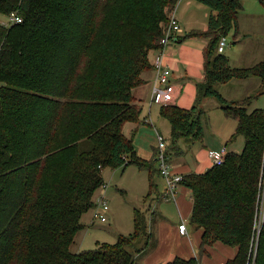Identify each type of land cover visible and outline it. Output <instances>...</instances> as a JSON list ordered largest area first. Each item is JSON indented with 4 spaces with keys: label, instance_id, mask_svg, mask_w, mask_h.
Masks as SVG:
<instances>
[{
    "label": "trees",
    "instance_id": "16d2710c",
    "mask_svg": "<svg viewBox=\"0 0 264 264\" xmlns=\"http://www.w3.org/2000/svg\"><path fill=\"white\" fill-rule=\"evenodd\" d=\"M180 1L0 0V16L23 21L0 22V264H140L136 255L152 242L146 211L134 210L133 233L116 244L79 253L72 247L98 207L97 192L108 186L107 169L148 171L146 199L156 189L158 147L154 160L140 158L124 129L142 123L134 92L153 71ZM195 1L211 11L207 30L178 41L209 39L199 97L216 99L238 121L232 140L243 137L244 146L220 167L183 176L193 195L191 223L203 231L201 253L220 243L236 251L224 264H264V223L260 230L256 223L264 202V109L249 111L252 98L228 103L216 89L252 76L264 87V61L239 69L218 53L221 38L238 31L242 0ZM160 107L171 125V165L175 152L184 155L181 140H203V113Z\"/></svg>",
    "mask_w": 264,
    "mask_h": 264
},
{
    "label": "crops",
    "instance_id": "0c3cea01",
    "mask_svg": "<svg viewBox=\"0 0 264 264\" xmlns=\"http://www.w3.org/2000/svg\"><path fill=\"white\" fill-rule=\"evenodd\" d=\"M184 1L185 0H181L180 4L177 6L178 9L182 2V5L184 4ZM177 8L175 11L176 16ZM249 13L250 11L244 8L239 14L238 31L234 33L231 32L230 36L233 34V39L230 41L227 40L228 46L222 53L230 61L231 67L234 68H253L264 61V10L255 16H251ZM182 18L183 21L181 19L179 20L181 29L182 25H186L189 27L188 30L190 31L189 33H181L179 38L184 39L187 34H191L192 32H206L209 19L206 24L204 23V27L197 29L193 28L188 20L185 21L184 17ZM196 39L200 41H193ZM208 43L209 39L204 37H188L182 42H172V44L168 45L167 49H165L164 54V62L172 72L171 82L175 84L177 89V99L172 106L176 105L184 110H189L195 106L200 109L204 107L201 109L203 113L201 120L205 138L201 141L202 144L197 147L192 143H190L192 144L190 147L187 145L189 153L191 151L193 156L194 152V156L195 158L197 157L198 160H195L194 163L190 165L185 161L182 155H177V152H175L176 156L171 158V165L174 167L175 173L182 176L191 175V173L204 174L206 171L214 167V165H212V160L209 157V153L212 151L215 152L224 147L229 153H241L244 146V143L240 144V142H238L237 146L235 145L236 147H230L231 144L237 140L234 139L233 141L232 137L236 131L238 121L227 118L222 109V105H218L214 98L206 97L201 99L199 97L198 86L203 83L205 79L204 59ZM157 55L158 53L154 54L152 60H154ZM154 75L155 73L153 70L146 76V84L134 92L136 101L141 102L142 107H144L141 117L142 123L141 125L134 123L126 125L124 135L128 138H130V136L134 137L135 141L138 133L147 129V131L153 132L156 137L163 136L166 140V145L169 146L171 142L164 136V133L166 136L168 135L169 129H166L163 125L165 124L163 121L165 119L161 116L162 107L150 105L152 82L155 78ZM216 89L219 90L228 103L242 102L248 98H252L251 105L248 106L249 111L264 109V87L262 86V80L257 76L249 77L247 80L233 79L231 82L218 84ZM208 103H210L211 106L216 107L214 112H212ZM134 144L136 152H138L140 158L144 160L155 159V151L157 147L152 146V150L149 151L144 150V148L137 143ZM132 167L133 166H131V168ZM131 168H121L123 172L121 174H119V172L116 173H118L119 177L123 178ZM144 172L146 171L139 170L138 173L135 172V174H138L146 191L149 192V173L147 171L148 175H145ZM116 173H113L114 177L116 176ZM104 176L108 178V175H105V173ZM154 181L156 183V189L151 195L152 198L149 200L148 198L146 199L147 202L145 201V205L147 207L144 210L147 212V225L149 226V233L152 234V244L148 251L146 253L144 252L145 254L136 255L140 264H167L178 257L186 260L195 257L199 259L200 264H224L227 260L235 257L236 251H232L228 257L223 258L222 256L226 253L227 249L224 247L221 248L219 246L220 243L213 247L206 248V252L201 253V238L203 231L191 223L193 212L192 193L184 185H181L177 190L176 199L170 200L168 196H166V182L160 177L159 173L154 176ZM111 190L112 186L110 187L109 185L107 190L100 191V194H96V197H99L100 199L102 194H104L107 198L114 199L115 195ZM163 201L167 203L173 202L178 210V214L176 216H168V209H164L166 206H162L161 208L159 206ZM163 209L164 211H162ZM93 215L91 212H88V215L84 217L83 225L85 230L81 232L75 240L82 243V245L85 242L83 240L84 236L95 230ZM111 216L115 217V214L112 215L110 209V219ZM90 218L92 219L89 220ZM181 224L187 226L186 235H182L179 231ZM96 243L101 244L99 241H96ZM153 245H156V249L152 252V256H150V252L153 250ZM94 248L96 247L89 249H84L82 247V249L75 253L89 251Z\"/></svg>",
    "mask_w": 264,
    "mask_h": 264
},
{
    "label": "rangeland",
    "instance_id": "374dc122",
    "mask_svg": "<svg viewBox=\"0 0 264 264\" xmlns=\"http://www.w3.org/2000/svg\"><path fill=\"white\" fill-rule=\"evenodd\" d=\"M242 2L244 4V8L246 10L250 11L249 15H251V16L258 15L262 10H264V5L259 0H242ZM182 3L179 6V9L177 8V17L179 18V20L181 19L183 21L182 17H184L185 21L188 20L190 25L193 26V28L200 29L201 27H204V25L207 23L208 19H210V14H211L210 9L203 4L196 2L195 0H185L183 5H182ZM8 20H9V17L6 18L4 16H0V22L8 23ZM188 28L189 27H187L186 25H182V29H181L182 34H184V32L189 33L190 30H188ZM234 32H236V31H233V33ZM232 39H233V34L231 36L229 35L227 38L228 41H230ZM193 41H200V40L196 39ZM214 100H215V102L217 101L216 99H214ZM217 104L219 105L220 103H218V101H217ZM208 105H209L210 109L212 110V112H214L216 110V107L211 106L210 103H208ZM202 108H204V107H202ZM163 121L165 122V124H163V125L166 127V129H169V133L167 130V133H168L167 136L165 135V133L163 131L164 136L168 141L170 140V142H171V139H172L171 125L168 121H166V120H163ZM203 131H204V129H203ZM139 133H138L137 137L135 138L134 143H137L139 146L144 148V150H149V151L152 150V146L158 147V144H159L158 138L153 134V132L147 131V129H145L143 131H140ZM238 142H240V144H243L244 138L243 137L237 138V140L234 143H232L230 147H236ZM199 143H197V144L194 143V144L197 147V146L202 144V142L200 144ZM183 145H185V146H183ZM187 145L190 147L192 144L187 143L185 140H181V142L179 143V147L182 149V151H184V155H182L183 158L185 159L186 162H188L191 165L194 163L195 160L197 161L198 158L197 157L195 158L194 152H193V156L191 154V151L189 153V151L187 150L188 149ZM193 149H194V147H193ZM215 152H220V150H218V151L216 150ZM137 169H138L137 167L133 166L131 168V170L127 172L126 176H124L123 178L119 177L118 173H116V172H119V174H121L123 172L121 170V168L116 169V170L107 169L104 172L105 175H108V178H106L104 176V180L107 184L110 185V187L112 186L111 191L115 195L114 199H110L109 197L107 198L106 195L102 194V196H104L105 198L108 199V206H109V209L107 211L108 212V221L105 223L104 222L101 223V221L99 219L94 217V215H93L94 210H91L90 212L93 215V220H94L93 222H95V227H94L95 230L84 236L83 240L85 242L83 243V245L79 241H75L74 246L72 247V253L78 252V250L82 249V247L84 249L96 247L97 246L96 241L101 242V244H104V243L116 244L118 241V237L121 234L129 235V234L133 233V231L135 229L134 218H133L134 212L133 211L134 210L144 211L146 209L147 206L145 205V199H146L147 193H148V191H146V188L143 186V182H141V178L138 177V174H135V172L138 173V171H139V169L138 170ZM113 173H116L115 177H114ZM144 173H145V175H148L149 172L147 173V171H146ZM109 185L107 187L103 188L102 190L103 191L107 190L109 188ZM122 186H124V187H122ZM102 190H100V191H102ZM100 191L97 192V195L100 194ZM95 198H96V201L99 200V197H95ZM165 201H163L159 205L160 208L162 206H166L164 209H168L167 210V213L169 214L168 216H170V215L176 216L178 214V210H177L175 204L173 202L167 203ZM262 201H264V198ZM110 206H111V208H110ZM261 207H262V203H261L260 207H258L259 208V210H258L259 214H261V212L263 210ZM110 209H111L112 215L115 214V217L111 216V219L109 218ZM164 209L162 211H164ZM91 219L92 218H90L89 220H91ZM253 240H254V237H253ZM151 244H152V242H151ZM151 244L144 251L145 253L148 251L149 247H151ZM219 246L221 248L224 247L227 249L226 253L223 254V256H222L223 258L228 257L232 251H235V249H233L229 246H226L224 244L223 245L219 244ZM152 249L153 250L150 252V256H152V252H154V250L156 249V245H153ZM144 252L141 254H145Z\"/></svg>",
    "mask_w": 264,
    "mask_h": 264
},
{
    "label": "built area",
    "instance_id": "2783aa9c",
    "mask_svg": "<svg viewBox=\"0 0 264 264\" xmlns=\"http://www.w3.org/2000/svg\"><path fill=\"white\" fill-rule=\"evenodd\" d=\"M174 12L171 14V19L169 20L168 26L165 30V37L161 40L160 44L163 47L158 55L154 58V80L152 82V96L151 104L155 106H168L174 104L177 99V89L175 84L171 82L172 72L170 68L164 62L165 49L168 45L172 44L174 41H178L181 32V25L178 17ZM5 23V22H4ZM8 23L20 24L23 23L20 17L13 14L9 17ZM6 23V25H8ZM228 46L226 37L221 38L218 43V53L222 54L225 48ZM158 137V154L156 156V161L160 169V175L162 179L166 182V196L170 200L176 199V193L179 187L183 184V176L175 173L174 167L168 162V157L165 151L166 142L163 136ZM229 152L226 148L220 149V152H210L209 157L212 160L214 167H220L225 164ZM103 198V197H102ZM98 207L94 210V217L99 219L101 223L108 221V202L103 198L98 200ZM263 210L261 214H258L256 218L257 229L260 230L264 223V202H262ZM179 231L182 235L187 234V226L181 224Z\"/></svg>",
    "mask_w": 264,
    "mask_h": 264
}]
</instances>
